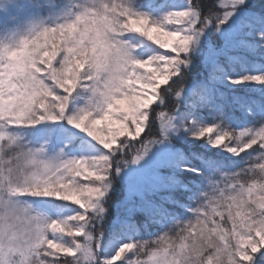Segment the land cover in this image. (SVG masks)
Here are the masks:
<instances>
[{"label":"snow or ice","instance_id":"obj_1","mask_svg":"<svg viewBox=\"0 0 264 264\" xmlns=\"http://www.w3.org/2000/svg\"><path fill=\"white\" fill-rule=\"evenodd\" d=\"M0 264H264V0H0Z\"/></svg>","mask_w":264,"mask_h":264},{"label":"trees","instance_id":"obj_2","mask_svg":"<svg viewBox=\"0 0 264 264\" xmlns=\"http://www.w3.org/2000/svg\"><path fill=\"white\" fill-rule=\"evenodd\" d=\"M122 193H123V186L121 185V186H118V191L114 196V201L118 200L121 197Z\"/></svg>","mask_w":264,"mask_h":264}]
</instances>
